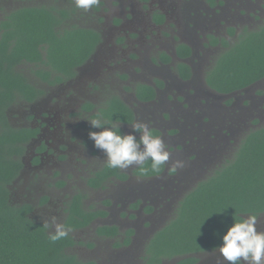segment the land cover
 <instances>
[{
  "label": "rangeland",
  "instance_id": "1",
  "mask_svg": "<svg viewBox=\"0 0 264 264\" xmlns=\"http://www.w3.org/2000/svg\"><path fill=\"white\" fill-rule=\"evenodd\" d=\"M41 4L73 8L75 12L67 24L94 28L102 32L105 40L92 64L83 67L81 78L65 86L47 87L48 84L34 77L32 67L22 66L33 83L45 88V98L52 95L49 105L60 101L66 113L64 116L61 112L60 117L69 119L67 135H63L65 150L57 158L45 157L38 170L24 165L10 186L12 198L32 204L33 216L43 224L52 217L63 223L68 200L81 192L85 195V207L105 210L108 214L73 232L76 244L68 252L96 264H145V244L174 216L181 198L231 159L246 133L264 125V79L230 95H217L204 82L206 71L224 50L221 46H206L207 35L226 37L232 44L244 28L254 30L264 24V11L233 6L229 12V6H225L208 24L201 21L198 25L196 19L194 24L189 21L186 25L187 19L182 16L177 0H153L152 5L141 0H99L87 12L77 9L74 0H0V19L13 9ZM158 9L167 13V21L161 25L155 24L153 18ZM230 26L236 28V35L228 34ZM123 31H128L133 39L120 44L126 35ZM175 37L183 42L186 38L194 48L189 61L194 75L187 81H181L176 75L175 62L157 63L159 51L172 55L178 42ZM156 80L165 86L157 99L148 104L136 102L133 92L126 89L135 82ZM112 94L136 111L134 124L123 126L126 134L140 137L141 134L134 135L133 128L137 125H148L153 132H160L170 153L168 171L146 179L132 176L126 181L112 180L104 188L94 190L87 186L86 179L105 163L106 157L89 138V114L78 109L80 103L92 99L104 104ZM23 102H15L7 109L9 122L14 127L23 124L21 114L29 113L30 105ZM22 159L27 163L25 152ZM177 160L184 162L183 168H173ZM134 167L124 170L128 173ZM102 224L118 226L120 236L113 239L96 235V227ZM256 227L258 231L264 230V218L257 220ZM127 229H133L134 234L128 245H122L123 232ZM174 263L175 260H165L160 264Z\"/></svg>",
  "mask_w": 264,
  "mask_h": 264
},
{
  "label": "trees",
  "instance_id": "2",
  "mask_svg": "<svg viewBox=\"0 0 264 264\" xmlns=\"http://www.w3.org/2000/svg\"><path fill=\"white\" fill-rule=\"evenodd\" d=\"M74 12L73 8L51 4L29 5L13 9L0 19V264H96L80 260L68 249L76 244L73 232L85 229L96 218L106 216L107 211L85 207V195L76 192L66 204L63 219L72 230L67 237L52 242L49 230L33 216L32 204L14 201L10 189L24 167L25 145L34 130L12 126L7 109L15 102H32L43 93L22 66L32 67L30 71L40 83L58 85L75 75L76 68L90 57L100 41L98 30L67 24ZM160 19L161 16L156 18ZM228 31L234 35V28ZM209 39L213 45L219 43L215 36ZM220 41L225 49L205 73L208 87L225 95L242 91L264 78V24L254 30L244 28L232 44L225 38ZM175 51L180 58L190 54L184 44H178ZM160 57L168 60L163 54ZM176 71L183 79L192 75L182 61L176 64ZM130 90L139 101L156 97L153 86L146 83ZM83 109L90 111L93 105L87 102ZM96 118L119 122V131L124 134L120 125L133 123L135 115L129 105L112 94L92 114L91 119ZM149 166L150 161L145 164ZM164 168L159 173L149 171L142 175L135 166L132 174L156 176ZM128 177L121 169L108 168L104 163L90 174L86 184L98 189L113 179L123 181ZM250 213L264 214V125L246 133L233 157L181 198L174 216L145 244L144 263L175 260L174 264H194L197 254L213 251L221 244L222 235L238 216ZM95 233L113 239L121 234L118 226L107 224L97 226ZM123 235L120 244L128 245L133 230L127 229Z\"/></svg>",
  "mask_w": 264,
  "mask_h": 264
},
{
  "label": "flooded vegetation",
  "instance_id": "3",
  "mask_svg": "<svg viewBox=\"0 0 264 264\" xmlns=\"http://www.w3.org/2000/svg\"><path fill=\"white\" fill-rule=\"evenodd\" d=\"M141 1L147 2V3L150 2L151 5H152V2H153V0H141ZM177 3L180 4V6H181L180 10H181L182 16L185 19H187L186 20V25H189V21L192 24H194L196 19H198L197 20V24L198 25L200 24L201 21H204V25L208 24L206 22L212 16H215L216 14L220 13L221 8L225 7V6H229V9H228L229 12H231V10H233V9L230 8V7H233V6H244V7H247V8H254L255 10L258 9L261 12L264 11V0H177ZM151 8L153 10V6H151ZM158 16H161V19H160L161 21L156 20V18ZM126 18H128V17L126 16ZM153 18H154L155 24L161 25L163 23H166V21H167V13L161 11L160 9H158L157 12L153 14ZM225 20H226V18H225ZM121 24L122 23L120 22V23L116 24L115 26L118 27ZM230 27L234 28V35H236L237 34L236 28L234 26H230ZM230 27H228V29ZM123 32H125V31H123ZM125 34L126 35H124V37L122 39H120V40H122L120 42V44H123L124 40L133 39L131 37V35L128 34V31H126ZM228 34H229V31H228ZM234 35H230V36H234ZM210 36H215V35L214 34H208L207 35V37H206V46H214V47L215 46H221L223 49H225V47L221 44V41H220L222 38H225L228 41V43L231 44L230 41L226 37L215 36V37H217L219 39V43L217 45H213V44L210 43V39H209ZM175 38L178 41L176 43V46L178 44L186 45L187 47L190 48V54L185 56V57H183V58L178 57L177 54H176V51H175L176 50V46H175V48L173 49L172 55L170 53L165 52V51H159L158 57H157V63L162 65V64H170L172 62H175L174 68H175L176 75L178 76V78L181 81H187V80L191 79L193 77V75H194L193 67L189 63V61L192 58V55H193V52H194V48H193L192 43L187 41L186 38L185 39L183 38L185 40V42L181 41L178 37H175ZM104 40H105L104 36H103L102 32L100 31V41L96 45L95 50L90 55V57L82 65H80V66H78L76 68L75 75L72 78H70L66 82L60 83L58 85L65 86V85H68L73 80L77 81L78 79H80L81 78L80 75H82V72H83V67L85 68L89 64L90 65L92 64L93 60L95 59V56L99 53L101 46L104 44L103 43ZM162 54H163V56L168 57V60L164 61L163 59H161L160 56ZM180 61L185 62L191 69L192 75L189 78H187V79L181 78L178 75L177 71H176V64L178 62H180ZM130 83H131V81H130ZM139 83H145V82H135L134 84H132V86H126V88H128L127 90L131 91L130 89L134 88ZM146 84H149V85L153 86V88H154V90L156 92L155 99H157L158 93L163 89V86H165V83L161 82L160 80H156V81H154V83H146ZM54 86H57V85H54ZM205 86L209 90H211L212 92H214L217 95H224V94H219V93L215 92L210 87H208L206 85V83H205ZM47 87H49V85H47ZM248 88H246V89H248ZM239 92H241V91L234 92V93H239ZM234 93H231V94H234ZM133 94H134V92H133ZM225 95H230V94H225ZM44 96H46L45 88L43 90L42 95L39 98H37L36 100H34L32 102H25V101L23 102L26 106L30 105V109L28 111L29 113L21 114L20 119L23 120V124L18 126V127H29V128L34 130L33 131L34 135L31 137L30 141L25 145L26 146L25 147V154L28 156L27 163L24 160L23 161L25 162V164H24L25 167L36 169V170H38L40 167L43 166V164H44L43 160L45 159V157L54 156V157L57 158L58 155H60V152H63L65 150V148L62 145V143H64L63 135H67L65 132L68 129L67 120L69 119V117L64 118V119L62 117H60V113L61 112L64 114V116H66V113L64 112L65 111L64 107L61 108L60 101H56L54 105L50 106L49 102L51 101V96L52 95L48 94V96L46 98ZM134 98H135V101L138 102V103L148 104V103H151V102L155 101V99L150 100V101H139L135 97V95H134ZM58 100H61V99H58ZM87 102L90 103L91 105H93V109L90 110V111H87V110L83 109ZM102 105L103 104H101V103L99 104L97 102V99H95V100L92 99V100H88V101H86L84 103H80L78 110L82 111L83 113H88L89 117L91 119L92 114H94L96 112L97 108L99 106H102ZM132 110L134 112L135 121H136V116H137L136 111L133 108H132ZM8 114L9 113L7 112V115ZM19 114H20V112H19ZM53 116H54V119H53ZM8 119L10 120L9 116H8ZM28 119L30 120L29 123H27ZM232 119L233 118H232V115H231L230 116V120H232ZM134 122L131 123V124H121L120 126L123 129L124 125H132V124H134ZM91 127L92 126L89 125V127H88L89 130H90ZM54 129H55V133L52 134L51 131H54ZM123 131H124V129H123ZM135 132H136V134H134V135H139L140 134L137 131H135ZM154 133L157 134V135H161L159 131H155ZM124 134H126L125 131H124ZM55 135H59V137H56ZM71 135H72V133H71ZM136 137H138V136H136ZM141 147H142V145H141ZM53 152H58V153L53 155ZM121 170L123 172H125L124 169H121ZM167 171H168V167L166 165L164 170L162 171V173H160L159 175H156V176H150V177L135 176V175L132 174V169H131L130 172H128V173L126 172V173L129 175L128 179L130 177H132V176H134L135 178H138V179H146V178H152V177L161 176L163 173H166ZM128 179H126V180H128ZM113 180H118V179H113ZM126 180H123V181H126ZM118 181H121V180H118ZM106 184H105V186H106ZM104 187H101V188H98V189H102ZM91 189H93V188H91ZM89 208H91V207H89ZM93 209H94V207H93ZM104 218H106V216L98 217L95 220L104 219ZM259 218H264V214L259 215L258 219ZM102 225H104V224H102ZM262 232H264V230ZM133 234H134V230H133ZM196 257L198 259H197V262L194 263V264H208L210 262H214L212 264H225V261H224L223 257L219 254V252L216 249L213 250V251H208V252H205V253L197 254Z\"/></svg>",
  "mask_w": 264,
  "mask_h": 264
},
{
  "label": "clouds",
  "instance_id": "4",
  "mask_svg": "<svg viewBox=\"0 0 264 264\" xmlns=\"http://www.w3.org/2000/svg\"><path fill=\"white\" fill-rule=\"evenodd\" d=\"M99 0H74V6L85 12L98 5ZM90 125L99 132L90 131L89 138L94 147L105 154V163L108 168L128 169L135 165L142 175L149 171L159 173L168 163L170 153L162 138L155 134L148 125H137L133 128L141 135L137 140L132 134H121L119 122L102 118L88 120ZM141 145L143 148H141ZM150 161V166L145 164ZM184 167V162H173L174 169ZM258 214L250 213L238 216L221 237V244L216 250L223 257L225 264H264V232L257 230ZM50 229L48 238L56 242L69 235L71 226L57 222L52 217L44 224Z\"/></svg>",
  "mask_w": 264,
  "mask_h": 264
},
{
  "label": "water",
  "instance_id": "5",
  "mask_svg": "<svg viewBox=\"0 0 264 264\" xmlns=\"http://www.w3.org/2000/svg\"><path fill=\"white\" fill-rule=\"evenodd\" d=\"M23 160V159H22ZM23 163H24V161H23ZM25 164V163H24Z\"/></svg>",
  "mask_w": 264,
  "mask_h": 264
}]
</instances>
